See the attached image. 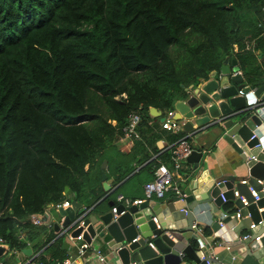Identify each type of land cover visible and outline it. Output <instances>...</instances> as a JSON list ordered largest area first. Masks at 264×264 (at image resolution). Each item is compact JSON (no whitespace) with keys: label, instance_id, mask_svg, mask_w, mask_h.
Returning <instances> with one entry per match:
<instances>
[{"label":"trees","instance_id":"1","mask_svg":"<svg viewBox=\"0 0 264 264\" xmlns=\"http://www.w3.org/2000/svg\"><path fill=\"white\" fill-rule=\"evenodd\" d=\"M263 26L264 0H0V237L62 259L63 236L30 215L64 199L94 204L129 112L140 127L150 106L174 108L226 55L260 84L243 39L261 43Z\"/></svg>","mask_w":264,"mask_h":264},{"label":"water","instance_id":"2","mask_svg":"<svg viewBox=\"0 0 264 264\" xmlns=\"http://www.w3.org/2000/svg\"><path fill=\"white\" fill-rule=\"evenodd\" d=\"M228 61L229 55H226L224 64L219 69L211 71L207 78L200 77L198 82L189 84L185 96L174 102V108L177 112L176 117L182 120L183 129L220 133V136L243 157L248 170L246 178L236 181L231 177L213 179L208 187H203L206 189V195L197 199L195 193L188 187L182 204L174 203L179 199L177 195L171 202L162 206L160 203H155L152 198L131 203L127 207L118 203L115 213L111 210L102 213L93 209L84 211L85 207H82L79 201L72 199L70 205L57 208L63 219L60 223L53 221L54 229L59 230L64 227L62 231L64 233L71 229L72 225L82 221V225L72 229L70 235H77L83 227L82 236L88 242L97 235L100 237L108 235L107 244L113 251L112 259L115 262L113 264H181L183 256H180V251L197 264H206L205 259H201L200 255L202 253L207 255L208 249L206 250L202 245L198 248L194 247L189 242V238H199V234L194 233L195 228L192 226L195 209H203V204L209 196L217 205L223 203L219 196L220 192L227 199H233L235 205L240 207L242 215L250 214L242 219L247 226L251 220L264 219V210L258 209L259 206L264 205V195L252 201L250 190V186L259 190L262 186L260 180L264 182L262 127L264 126V84L249 91L253 85L245 83L237 60L231 58V64ZM239 90L242 92L240 93ZM149 113L160 115L161 111L156 106H150ZM162 119L163 115H160V120ZM252 135L253 137L250 138ZM258 143L259 145H255ZM202 158L203 151L195 148L186 156V159L193 163V170L200 168L199 162ZM104 164L105 161L101 164L103 168ZM104 177L103 172L102 178ZM193 178L195 180L196 177ZM242 179L246 180L241 181ZM199 182L200 180H195L194 186L191 187L203 184L202 181ZM103 185L108 187L106 182H103ZM234 188L247 198L248 205H244L240 197L234 196ZM64 190H68V185L64 186ZM109 204L112 206L114 201L110 200ZM36 215L40 220L46 221L48 212L44 210ZM153 216L157 217V221ZM214 225L218 227L219 221ZM261 229H264V223ZM136 236L137 238L132 240ZM244 241L254 255L258 257L264 255V234L260 237V241L255 240L254 237ZM3 250L4 246L0 245V254ZM22 251L29 254L32 249L25 246ZM207 257L208 260H213L211 255ZM29 261L22 264H28Z\"/></svg>","mask_w":264,"mask_h":264},{"label":"crops","instance_id":"3","mask_svg":"<svg viewBox=\"0 0 264 264\" xmlns=\"http://www.w3.org/2000/svg\"><path fill=\"white\" fill-rule=\"evenodd\" d=\"M261 34L264 35V26ZM243 40L244 49L255 53V55L251 57V65L255 68L253 74L259 75L254 76L253 81L259 82L260 84H252L253 86L249 91H253L256 87L264 84V39L259 44H257L258 39L256 37H246ZM249 41L252 42V45L247 47L246 43ZM231 58L237 60L239 71L243 73L238 59L234 55H229L228 63L231 64ZM213 70L214 69L211 71ZM244 78L246 84H251L248 82L245 75ZM257 99L259 100V97H257ZM157 109L161 111L160 115H164L166 112L158 107ZM160 115L148 113V115L143 118L140 127V123L138 124L137 134L134 137H126L120 133L118 137L107 146L105 151L106 157L102 160V162L105 161L104 168L101 166L105 174L104 178L101 177L104 194L91 206L86 207L85 204H81L82 207L84 206L86 210L93 209L98 213H102L111 210L109 201L113 200L114 203H116L117 197L120 194L129 198L143 197L144 183L152 180L155 176V163L164 162L171 167V160L168 157L170 156V148L175 142L171 139L173 131L161 126ZM175 115H177L176 111ZM262 127L264 130V126ZM180 130L184 131V137H186L192 148L203 151V158L199 162L200 168L198 170H193V163L187 159L182 161V165L178 170V175H175L176 183H178L181 189L186 191L188 187L191 188L197 199L200 196L206 195V189H203V187H208L213 179L231 177L236 181L247 177L248 170L243 157L228 141H226V139L220 136V133L185 130L182 127V121L179 128L174 132ZM136 140H142L140 149L138 148L139 146H135ZM134 148L135 150L137 148L135 154ZM163 152L164 155H161ZM116 167L117 170H113ZM109 170L112 171L111 174H108ZM122 171L127 172L121 179L115 180V176ZM194 176L197 178H195L196 181L200 180V182H203L201 186L191 187L195 184ZM103 182H106L108 187H104ZM174 196H176L175 192L169 189L165 191L162 196L153 195L152 200H154L155 203H160L162 206L171 202ZM174 203L182 204L183 200L177 199ZM223 203L217 205L213 201V198L209 196L203 204V209H195V220L193 222V224H195V227L193 226L195 229L193 231L199 234V238L195 239L190 237L189 242L197 248L199 245L206 247V250L208 249L212 256V264H264V255L261 257L254 255L244 239H240L242 233L247 229V225L242 222L243 218H237L234 212L228 213L223 208ZM45 210L48 212L47 220L40 221V223L36 224L43 223L53 228L56 237L63 236L67 245L66 255L74 256L78 264L115 263L112 259V248L107 244V240H109L108 235L103 237L97 235L93 237L90 241L91 247L86 248L83 255H79L75 245L76 241L70 239V231L68 230L62 233L64 227H61L59 230H55L53 227V221H58L60 223L63 219V215H60L57 209L52 207V204H48ZM219 220L223 222L221 224L219 222V226L216 227L214 223ZM39 237H45V235L42 234ZM26 246L32 249L29 254L22 250L14 251L5 249L0 254V259H3V261L9 264L17 262L22 264L25 261L31 260L42 250L41 248L36 251L32 243ZM92 246L97 247L104 253L106 255V260L98 262L96 260L95 250ZM7 251L14 254V261H8V257H3V254ZM181 264H194V261L187 255H184Z\"/></svg>","mask_w":264,"mask_h":264},{"label":"built area","instance_id":"4","mask_svg":"<svg viewBox=\"0 0 264 264\" xmlns=\"http://www.w3.org/2000/svg\"><path fill=\"white\" fill-rule=\"evenodd\" d=\"M246 45L248 47L249 45H252V42L249 41L246 43ZM234 49H237L236 43H234ZM239 92L241 93L242 91L239 90ZM175 111H176L175 108L167 109L163 115V119L160 120V124L163 128H166L173 132L177 128H179L180 123L182 121L180 118L176 117ZM140 120H141V114L139 111L133 110L129 112L127 116V121L121 127L122 135L126 137H130V138L134 137L137 134V126L140 123ZM252 137L253 135L250 136V138ZM255 145H259V143ZM192 149L193 148L191 147L186 137L181 136L180 138H178L171 147V154H170L171 167L166 165L164 162H160L154 168V173H155L154 178L144 183V196L137 197V198H129V197H126L120 194L117 197V202L111 206V211L113 213L117 211L118 203H121L125 207H127L131 203H139L145 199H150L152 198L154 194L157 196H162L164 192L169 189L170 190L172 189L175 192V194L178 196V198L184 201L187 193L186 191L181 189V187L178 186V183H176L175 175H178V170L182 165V161L186 159V156L191 152ZM251 157H254V156L251 155ZM224 180L225 179H222V181ZM245 180L246 179H242L241 181H245ZM260 181L262 182V186L259 190H255L250 186V190L253 196L252 201H256L257 199L261 197V195H264V182L262 180ZM233 194L236 197H240L244 205L249 204L247 198L245 196H242L236 188L233 189ZM219 196L221 197L222 201L227 200V198L224 196L222 192L219 193ZM68 205H70V200L64 199L61 202H57L55 204V208L57 209L59 206L64 207ZM258 209L259 211L264 210V205L259 206ZM84 211H87V210L84 208ZM234 213L237 218H243L245 216L247 217L250 215L249 213L242 215L240 212V207H237V206H236V210L234 211ZM36 214L37 213H32L30 215V219L33 223H40V221L42 220H40ZM153 218L157 221L156 216H153ZM219 222L221 224L223 221L219 220ZM263 223H264L263 218H260L258 221H253V220L250 221L249 225L247 226L246 231L242 233V235L240 236V239L245 240L247 238L254 237L255 240L260 241V237L264 234V229H261V225ZM81 225H82V221L72 225L69 231ZM192 226L195 227V224H192ZM83 229L84 227L77 235H70V239H72L73 241H76L75 245L77 247L79 255H83L85 249L91 247V243L86 241L82 236ZM136 238L137 236L133 237L132 240H135ZM0 245L4 246V250L9 249V250L17 251V249H11L2 237H0ZM92 248H94L95 250L96 260L98 262H102L106 260V255L104 253H102L97 247L92 246ZM37 254L29 261L30 264H78L76 262L75 257L72 255H66L62 259H57L51 263H46V262H42L40 259H37L36 257ZM179 254L180 256H184V253L181 251L179 252ZM207 255L210 256L211 254L208 253ZM207 255L205 253H202L200 255V258L205 259L206 264H212L211 261L208 260ZM0 264H4L3 259H0ZM85 264H90V263H85ZM194 264H197V262H194Z\"/></svg>","mask_w":264,"mask_h":264},{"label":"rangeland","instance_id":"5","mask_svg":"<svg viewBox=\"0 0 264 264\" xmlns=\"http://www.w3.org/2000/svg\"><path fill=\"white\" fill-rule=\"evenodd\" d=\"M3 257H8V261H14L13 259H14L15 256H14V254H12L9 251H7L6 253L3 254Z\"/></svg>","mask_w":264,"mask_h":264},{"label":"snow or ice","instance_id":"6","mask_svg":"<svg viewBox=\"0 0 264 264\" xmlns=\"http://www.w3.org/2000/svg\"><path fill=\"white\" fill-rule=\"evenodd\" d=\"M251 102V101H250Z\"/></svg>","mask_w":264,"mask_h":264}]
</instances>
